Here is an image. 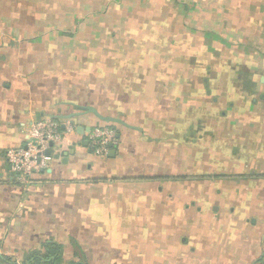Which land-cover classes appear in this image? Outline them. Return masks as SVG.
I'll return each instance as SVG.
<instances>
[{
	"label": "crops",
	"instance_id": "crops-1",
	"mask_svg": "<svg viewBox=\"0 0 264 264\" xmlns=\"http://www.w3.org/2000/svg\"><path fill=\"white\" fill-rule=\"evenodd\" d=\"M45 119L74 130L19 180ZM29 263L264 264V0H0V264Z\"/></svg>",
	"mask_w": 264,
	"mask_h": 264
},
{
	"label": "built area",
	"instance_id": "built-area-1",
	"mask_svg": "<svg viewBox=\"0 0 264 264\" xmlns=\"http://www.w3.org/2000/svg\"><path fill=\"white\" fill-rule=\"evenodd\" d=\"M62 127L56 120L38 121L28 129L27 138L20 147L6 151L7 164L17 179H28L48 168L51 156L47 152L52 149L51 144L60 143L65 133L74 130L71 123ZM89 137L91 148L99 157H107L116 144L115 131L109 127L97 126Z\"/></svg>",
	"mask_w": 264,
	"mask_h": 264
},
{
	"label": "rangeland",
	"instance_id": "rangeland-1",
	"mask_svg": "<svg viewBox=\"0 0 264 264\" xmlns=\"http://www.w3.org/2000/svg\"><path fill=\"white\" fill-rule=\"evenodd\" d=\"M146 30H149V29H146ZM136 31H137V32H142V28H137ZM140 40H142V38H141ZM149 42L151 43L152 47H154V46H159V44H160V40H156V41H154V40L147 41V38H146V40H143V41L137 42L136 47H140L141 44H143V43H145V44L147 45ZM169 42H170V41H168V43H169ZM172 42H173V41H172ZM172 45H173V43H172L171 45L167 44V47H168V48H170V47H175V46H172ZM204 58H205V57H204ZM145 75L148 77V73H145Z\"/></svg>",
	"mask_w": 264,
	"mask_h": 264
},
{
	"label": "water",
	"instance_id": "water-1",
	"mask_svg": "<svg viewBox=\"0 0 264 264\" xmlns=\"http://www.w3.org/2000/svg\"><path fill=\"white\" fill-rule=\"evenodd\" d=\"M64 127V126H63ZM62 127V128H63ZM54 145L53 144H51V148L53 147ZM115 153V151L113 150V151H111V153H110V156H113V154ZM47 154L48 155H51V150H49L48 152H47Z\"/></svg>",
	"mask_w": 264,
	"mask_h": 264
},
{
	"label": "trees",
	"instance_id": "trees-1",
	"mask_svg": "<svg viewBox=\"0 0 264 264\" xmlns=\"http://www.w3.org/2000/svg\"><path fill=\"white\" fill-rule=\"evenodd\" d=\"M101 127H103V126H101ZM105 127H107V126H105ZM31 178V177H30ZM34 264V263H33Z\"/></svg>",
	"mask_w": 264,
	"mask_h": 264
}]
</instances>
